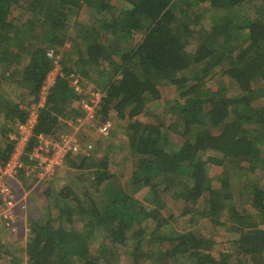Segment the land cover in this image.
<instances>
[{"label": "trees", "instance_id": "trees-1", "mask_svg": "<svg viewBox=\"0 0 264 264\" xmlns=\"http://www.w3.org/2000/svg\"><path fill=\"white\" fill-rule=\"evenodd\" d=\"M88 7L91 24L79 22ZM16 8L23 10L17 17ZM69 39L73 50L63 48ZM50 49L62 54L64 76L40 106L56 65ZM72 73L107 75L91 87L106 92L96 120L121 119L105 144L106 151L113 140L115 150L129 148V177L123 183L111 155L99 156L100 141L88 149L93 139L80 135L79 150L65 159L67 183L41 193L45 207H30L26 226L23 206L2 219L3 229L18 231L11 242L0 237V264H122L125 254L128 264H232V252L195 227L207 218L234 235L239 255L264 264V0H0L1 165L15 148L9 134L33 105L38 117L26 151L38 135L59 137L72 128L68 119L85 116ZM166 86L178 91L165 111L171 118L142 120ZM213 164L256 174L242 186L245 206L235 204L227 174L213 183ZM172 201L180 211L165 216ZM177 217L188 227L172 226Z\"/></svg>", "mask_w": 264, "mask_h": 264}, {"label": "rangeland", "instance_id": "rangeland-1", "mask_svg": "<svg viewBox=\"0 0 264 264\" xmlns=\"http://www.w3.org/2000/svg\"><path fill=\"white\" fill-rule=\"evenodd\" d=\"M112 4L116 7H119L120 3H118L117 1H113ZM92 9H94V8L88 7L87 9H83L82 13L78 16V21L91 24V20L89 17L92 13ZM22 11L23 10L21 8H16L14 11V16L15 17L20 16ZM208 14H210V13L208 12ZM99 17H101V15ZM206 17L211 20V15H209V16L206 15ZM103 19H104V17H102L100 20H103ZM63 48L67 49V50H73L74 49L73 41L69 39L66 42V44L63 46ZM57 56L60 60V57L62 56V54L61 55L59 54ZM56 68L59 71H61V66L59 64H57ZM106 76L107 75H104V77H102V73H101L98 76L99 78L96 76H94V78H92V79L84 77L86 82H87V84H85L86 89L91 90V87L98 86V84L95 83L94 80H104V78ZM217 78H218V76H217ZM105 80L108 81V79H105ZM223 80L228 83L229 87L232 86V84L229 83L228 77H224ZM96 82H98V81H96ZM103 83H106V82L103 81ZM263 84H264V82H263ZM2 86L5 88L11 87V85L7 84L6 80H4V79H2ZM161 88H162V92H161L162 93V99L159 101H154V102L149 104L148 110H147L148 115L147 116L145 114L141 115L142 120L151 119V121L156 122L158 120V118H161V117L165 118V120H168L169 118H171L170 114H166L167 116L165 115V111H166L167 107L170 108V106L173 104V99H175L178 96V91H177L176 87H174V86L173 87H167L166 86V87H161ZM10 89H11L10 92L12 93V90H14L15 88L12 89V87H11ZM229 94H231V93L229 92ZM166 99H168L169 102H165ZM166 103L168 104V106L166 105ZM69 120H72V119H68V121ZM110 122L112 123V126H111L109 134H106V135L101 134L100 132H98L97 128L86 126L85 128H83L81 130L80 135L84 136L87 139V142H88L89 138L93 139L94 140V141L92 140L93 146H95V144L100 141V143H101L100 147L97 148V151L100 153L99 156H102V153H101L102 151L108 152L111 155L112 162L110 164V169L112 172H114V171L117 172L118 177L122 180L123 183H125L126 179L129 177V174H130L128 167H130L131 152H130L129 148H127L126 145L122 149L120 147H118V148L116 147V150H115L114 149L115 148V141L114 140L112 142V145L110 146L111 153H110V151H106L108 148H106L105 140L109 139L112 131H114L116 128H118L117 126L119 124L121 125V123H122L121 119L116 117V115L112 119H110ZM3 124H5L4 120L2 118H0V139L3 137L2 133H1ZM7 127H9L8 124H7ZM72 129L73 128L67 129L64 132L68 133V132L72 131ZM64 132L62 131L60 134H62ZM118 132H119V134H121V129H119ZM124 144H125V142H124ZM72 155H75V152H73ZM55 168L56 169H55L54 174H56V177L52 176L54 178L50 182L48 180H45L43 183V186L37 187L36 190H34V191L32 190L33 187H32V189L29 188L30 190L24 189V188H26V185L22 189L21 187L23 186V183H21L19 185L16 182L15 187L18 190V192L20 191V196L25 194V193H28L26 202H23L22 204L18 205V208L22 207V206L26 208V210H23L21 212L23 214H21V216H20V221H24V223H25L24 226H26L25 220H27V218H26L27 213H28L27 210L30 207L40 206V208H41V205H42V207L44 208L45 205L47 204V201L44 199V196L41 193H43L48 187H53L55 189H58L67 183V182H65V180H66V178H65L66 169H67L66 164H64L62 166H57ZM209 174H211V176L213 177V179H212L213 183H216L218 181L219 176H225V174H227L229 179H231L233 181V183L235 182L234 183L235 204L239 207L245 206V203L247 201H245V198L240 195V194L246 192L243 190L242 186H243L246 178L253 177L256 174L254 175L252 173V171H250V170L248 171L247 169L243 170V171H239L238 169H236L231 164H226V167H222V166H218V165L213 164L209 168ZM238 177H241V178L239 179ZM18 178H20V177H18ZM50 179H51V177H50ZM261 179H262V181H264L263 174H262ZM36 183H38V182H36ZM37 185L38 184H35V186H37ZM33 192H35V193H33ZM31 193H33L34 195L33 194L31 195ZM137 194L142 196L143 191L140 190L137 192ZM180 205L181 204L179 202H175V201H174V203H173V201L170 202V205H168V208L164 211L165 216H169L171 210L180 211V208H181ZM4 224H5V222L2 219H0V237H3V239L9 240V242H11L16 238V235L13 236L11 234L13 232H17L18 229H17V231H15L16 226H15V229H13V228L9 229V230L3 229ZM171 225L174 226L176 229L182 230V229L187 228L189 223L185 219H183L181 217H177L171 221ZM193 226H195V225H193ZM18 227H19V225H18ZM195 227L199 230H202L205 234H210L212 236V238L216 241V246L218 248L232 252V255H233L232 264H252L248 260V258L239 255L237 253L238 252L237 249H232V247H231L232 244H231L230 240L234 237V235L232 233L228 232L224 226L222 227V226L215 225L214 223H212L207 218V219H202ZM24 229H25V227H24ZM26 232H27V230H26ZM24 235H26V234H24ZM22 239H23V242H25V236L23 238H21V241H22ZM13 249L15 251H19L20 248L14 246ZM21 255H24V257L26 258L25 252H22ZM10 260L8 258H4L2 261V264H10ZM129 262H130V258L126 254L124 256H122V258H121L122 264H128ZM19 264H27V262L23 261L22 263H19Z\"/></svg>", "mask_w": 264, "mask_h": 264}, {"label": "built area", "instance_id": "built-area-1", "mask_svg": "<svg viewBox=\"0 0 264 264\" xmlns=\"http://www.w3.org/2000/svg\"><path fill=\"white\" fill-rule=\"evenodd\" d=\"M48 55L59 64V58L50 49ZM52 70L42 87L40 105L46 100L51 86L54 84L58 75L64 76L62 71L57 68ZM70 84L75 91L82 94L80 102L81 107L86 110L83 117H78L76 120H67V123L73 128L68 133H63L59 137L38 135L37 144L31 151H26L30 137L33 134V129L37 122V106L33 105L29 118L25 123L17 124L19 132L10 133L9 138L16 141L14 151L10 159L3 165L0 164V219L12 220L17 216L18 205L26 202L28 193L23 195L18 194V190L14 185V181L22 174L35 175L38 177L37 182L41 183L45 178L54 176L55 167L65 164V159L68 155L76 152L80 148V132L86 126L97 128L101 134L110 132L112 123H98L97 110L101 106L105 91L97 89H86L84 87V78L77 74H70ZM88 94V96H87ZM88 149H92L93 142L90 141L87 145ZM28 156L30 162L24 160Z\"/></svg>", "mask_w": 264, "mask_h": 264}, {"label": "crops", "instance_id": "crops-1", "mask_svg": "<svg viewBox=\"0 0 264 264\" xmlns=\"http://www.w3.org/2000/svg\"><path fill=\"white\" fill-rule=\"evenodd\" d=\"M85 84H87V82H86V80L84 79V85ZM20 178H17L15 181H14V185H16V182H17V184H21V183H23V186L21 187L22 189L24 188V186L26 185V188H24V189H32V187H33V191L34 190H36V188H37V186H35V184H42V183H44V181L45 180H48L49 182L54 178V177H56V175L54 176V177H52L51 176V179H50V177H47V178H45L41 183H36L37 182V179H38V177H35L33 174L32 175H30V177L27 179L26 177H24L22 174L19 176ZM50 179V180H49ZM30 181V182H29ZM48 182V183H49ZM29 189V190H30ZM36 192V191H35ZM35 192H33V193H35ZM33 193H31V194H33ZM18 194L20 195V191L18 192ZM34 195V194H33ZM27 197V196H26Z\"/></svg>", "mask_w": 264, "mask_h": 264}]
</instances>
